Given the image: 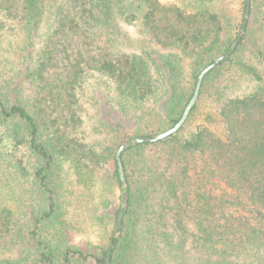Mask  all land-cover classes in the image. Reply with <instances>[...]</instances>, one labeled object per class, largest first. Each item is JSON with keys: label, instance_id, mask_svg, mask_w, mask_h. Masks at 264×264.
<instances>
[{"label": "trees", "instance_id": "trees-1", "mask_svg": "<svg viewBox=\"0 0 264 264\" xmlns=\"http://www.w3.org/2000/svg\"><path fill=\"white\" fill-rule=\"evenodd\" d=\"M245 10L246 0H0V264H106L111 242L110 264H264V0H251L244 35L185 125L125 149L126 186L115 158L180 120ZM129 26L145 38L130 41ZM92 74L114 92L95 125L111 143L78 137ZM246 77L257 86L237 92ZM205 95L215 115L189 130ZM219 185L231 192L215 195ZM96 228L97 241L76 239Z\"/></svg>", "mask_w": 264, "mask_h": 264}, {"label": "rangeland", "instance_id": "rangeland-1", "mask_svg": "<svg viewBox=\"0 0 264 264\" xmlns=\"http://www.w3.org/2000/svg\"><path fill=\"white\" fill-rule=\"evenodd\" d=\"M126 28L128 30L130 37L132 38L130 39V41H132L133 39L145 38L144 36H142L144 34L140 33L138 29H136V27L129 26ZM135 47H136V43H134L133 45L129 47V51L131 52L136 51L137 48ZM156 48L160 49V47H156ZM252 61L255 64L257 63L254 59H252ZM256 65L259 67L262 75L264 76V64L262 65V64L257 63ZM87 85L89 88V94L82 103L81 112L83 115L84 122L78 131V137L84 141H88V142L98 144V145L106 144L108 142L111 143L110 142L111 139H109V136L106 134L107 132L98 131L95 128V125L100 120V116L102 113V110H101L102 103L106 102L107 104H110V100L112 99L111 96H113L114 92L110 91L107 88L104 80L99 78L98 75L96 74H92L90 77H88ZM256 86H257V83H255L249 77H246L239 81L236 91L237 92H249L253 90ZM196 112L197 114L195 118L191 121V123L188 126L189 130H193L198 124L204 123V118L207 113H213L215 115L216 111L212 105L211 99L208 98V95H205L202 97L199 103V107ZM211 127L217 131L219 130L221 126L219 123L218 124L213 123ZM65 168H66L65 175H63L64 178L67 179L65 185L69 189L68 192L70 194H73V193L75 194L74 199H73L74 207L70 211H71V214L76 213L78 215L86 209L85 207H83L82 204L79 203V200H78L79 194H81V189L77 186L74 175L72 173H68L70 171L69 168L67 167ZM230 192L231 191L229 190V188L225 187L224 185H219L218 187H216L214 194L221 195L223 193L227 194ZM71 220H72V224L76 225L75 227H80L79 228L81 229L80 231H83L82 227L85 226L83 222H76L77 217L72 218ZM86 236L90 237L93 241L95 240L97 241L100 236V232L97 228L93 231V235L78 232V235H76V239L83 240L86 238ZM191 253L192 252H189L188 254H191Z\"/></svg>", "mask_w": 264, "mask_h": 264}, {"label": "water", "instance_id": "water-1", "mask_svg": "<svg viewBox=\"0 0 264 264\" xmlns=\"http://www.w3.org/2000/svg\"><path fill=\"white\" fill-rule=\"evenodd\" d=\"M250 10H251V0H246L244 24H243L241 30L238 32L236 40L233 42V44H232V46L228 52H226V53L222 54L221 56H219L218 58H216L214 62L209 64L207 67H205L202 70V72L199 74L197 82H196V86L194 89V93L192 95V98L189 101L188 105L186 106L180 120L172 128H169L166 131L157 134L156 136L145 137V138L137 137L134 140L123 142L120 145L119 149L116 152L115 158L117 161L119 175H120V179L122 181L123 186H126V184H127L125 167H124L123 160H122V154L125 151V149L128 148L130 145L135 144L136 142H155L158 140H162L166 137H169L172 134L177 133L185 125L186 121L188 120V118L190 116V113H191L193 107L197 104V101H198L199 95H200V91L202 88V84H203V81H204L206 75L211 70H213L215 67H217L221 61H223L229 57V55L236 49L239 41L241 40L242 36L244 35V33L246 31V25L248 23L249 16H250ZM124 199H125V196H124ZM124 203L125 202L123 201V204ZM123 217H124V210H122L119 214L117 226H119L122 223ZM112 247H113V242L110 243L108 251H107L106 264H110V253H111Z\"/></svg>", "mask_w": 264, "mask_h": 264}]
</instances>
